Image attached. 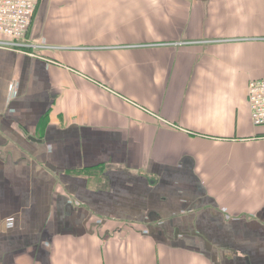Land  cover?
I'll use <instances>...</instances> for the list:
<instances>
[{
    "label": "crops",
    "instance_id": "0c3cea01",
    "mask_svg": "<svg viewBox=\"0 0 264 264\" xmlns=\"http://www.w3.org/2000/svg\"><path fill=\"white\" fill-rule=\"evenodd\" d=\"M26 41L0 49V264H264V0H40Z\"/></svg>",
    "mask_w": 264,
    "mask_h": 264
},
{
    "label": "built area",
    "instance_id": "2783aa9c",
    "mask_svg": "<svg viewBox=\"0 0 264 264\" xmlns=\"http://www.w3.org/2000/svg\"><path fill=\"white\" fill-rule=\"evenodd\" d=\"M40 0H0V49L24 51L46 46L26 41ZM250 120L255 127L264 126V78L248 86Z\"/></svg>",
    "mask_w": 264,
    "mask_h": 264
},
{
    "label": "water",
    "instance_id": "95a60500",
    "mask_svg": "<svg viewBox=\"0 0 264 264\" xmlns=\"http://www.w3.org/2000/svg\"><path fill=\"white\" fill-rule=\"evenodd\" d=\"M31 140H33L32 138H30ZM34 141V140H33Z\"/></svg>",
    "mask_w": 264,
    "mask_h": 264
}]
</instances>
